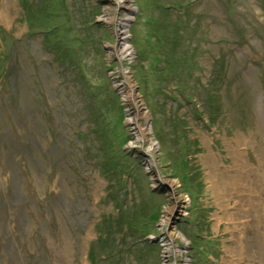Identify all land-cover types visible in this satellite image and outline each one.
I'll return each instance as SVG.
<instances>
[{
  "label": "rangeland",
  "instance_id": "obj_1",
  "mask_svg": "<svg viewBox=\"0 0 264 264\" xmlns=\"http://www.w3.org/2000/svg\"><path fill=\"white\" fill-rule=\"evenodd\" d=\"M0 12V264H264L263 212L217 178L264 171V0Z\"/></svg>",
  "mask_w": 264,
  "mask_h": 264
},
{
  "label": "bare ground",
  "instance_id": "obj_2",
  "mask_svg": "<svg viewBox=\"0 0 264 264\" xmlns=\"http://www.w3.org/2000/svg\"><path fill=\"white\" fill-rule=\"evenodd\" d=\"M118 1L124 3L125 0H118ZM0 18L3 20V19L8 18V17L6 15V13L0 12ZM126 21H127V16L125 15V17L123 18V21H121V23H119L118 26L120 28L117 31L118 36L121 35L120 37L121 38L123 37V42H124L123 33H125L123 28H124ZM114 53L118 58L129 59L131 56L130 48L127 45H125L124 43L118 45L117 48L115 49ZM23 74H24V76H27V77L29 76L26 69H23ZM124 94L125 95L127 94V90H125ZM29 101H30V99L28 97L26 98V100H24V104H25V112L24 113L26 114L27 119H32V118H34V115H33V112H31V110H30L31 106L29 105ZM136 114L143 116L142 112L138 108H137ZM130 119H132V118H130ZM243 140H247V139L244 138V139H242V141ZM205 164L208 167L207 173L209 175H212L213 173L217 172V169H218L217 166L218 165L208 162V158L205 160ZM242 164H245V162L242 161L241 165ZM246 165H248V164H246ZM246 165H243V166H246ZM54 167L60 173L66 174L62 169L63 168L62 160L56 161ZM221 171L225 172L224 169H221ZM250 172H252L251 178L249 177ZM61 177L63 178V180H65V181L67 180L66 177H63V176H61ZM217 178L219 179L220 183L223 185V186L222 185L221 186L224 187L225 190L233 189V190H236L237 193H239L238 200L241 204L248 205V207H250V208L254 207V210L262 211L263 212L262 215H264V197L256 195L258 193L264 195V171L259 172V171L247 170V171H245V173H238L235 176L234 175L228 176V175H226V172H225V174H220L219 177H217ZM67 184H69V183L67 182ZM60 187H61V189L63 188V186L61 184H60ZM215 187L216 186L213 187V190H216ZM64 188H66V187H64ZM69 204L70 203L68 201L61 203L57 199V201L55 203V205H56L55 207H56L57 215L60 218V221H64L67 219V217L70 213V210H71V209H69V206H70ZM57 221L60 223L59 220H57ZM259 221L262 223L263 228H264V216H262ZM260 234L257 235V237H258L257 241L258 242H261L264 239V237L262 235L263 233H260ZM242 237H240L239 240ZM240 242H242V241L240 240ZM163 244H164L163 245L164 251L168 252L169 251L168 244L166 242H164Z\"/></svg>",
  "mask_w": 264,
  "mask_h": 264
}]
</instances>
